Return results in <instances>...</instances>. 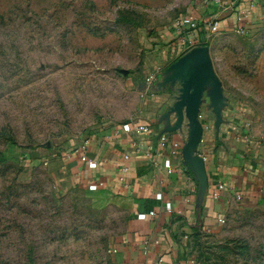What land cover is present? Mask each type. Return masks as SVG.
<instances>
[{"label":"rangeland","instance_id":"obj_1","mask_svg":"<svg viewBox=\"0 0 264 264\" xmlns=\"http://www.w3.org/2000/svg\"><path fill=\"white\" fill-rule=\"evenodd\" d=\"M235 1L0 0V264H123L124 206L76 150L180 107L159 98L173 76L199 78L262 177L264 31L221 25ZM191 15L221 23L179 48L172 24ZM222 217L194 229L191 264H264V195Z\"/></svg>","mask_w":264,"mask_h":264},{"label":"crops","instance_id":"obj_2","mask_svg":"<svg viewBox=\"0 0 264 264\" xmlns=\"http://www.w3.org/2000/svg\"><path fill=\"white\" fill-rule=\"evenodd\" d=\"M223 15L221 25L264 31V0H236ZM197 80L173 76V92L159 98L180 107L155 118L148 132L115 125L84 144L94 166L80 161V176L88 173L127 214L123 264H191L185 254L194 229L214 226L230 204L264 195V171L260 177L261 168L247 159L245 139L235 138L237 127L225 123V114L211 117L204 102L211 95L196 91Z\"/></svg>","mask_w":264,"mask_h":264},{"label":"built area","instance_id":"obj_3","mask_svg":"<svg viewBox=\"0 0 264 264\" xmlns=\"http://www.w3.org/2000/svg\"><path fill=\"white\" fill-rule=\"evenodd\" d=\"M229 5V4H228ZM230 6V5H229ZM234 7V4L230 6ZM243 16L240 17L242 19ZM219 28V21L215 18L211 17H199L196 15L191 16H179L177 17L172 24V34L175 39V42L178 44L179 48L186 49V43L190 42L193 35L197 34L201 30L205 29L209 32H215ZM242 31V30H239ZM245 32V31H244ZM122 128L125 131L133 129L135 132L145 133L149 131V126L134 124V123H126L121 124ZM85 147L78 148L76 153L79 155V158L82 162H87L91 167L94 166V163L91 162L84 153ZM95 187L100 184H93ZM223 185H219L218 188L221 189ZM218 222L223 224L225 219L223 217L218 218Z\"/></svg>","mask_w":264,"mask_h":264},{"label":"water","instance_id":"obj_4","mask_svg":"<svg viewBox=\"0 0 264 264\" xmlns=\"http://www.w3.org/2000/svg\"><path fill=\"white\" fill-rule=\"evenodd\" d=\"M195 76V75H194ZM197 77V76H196ZM200 84H198V86H199ZM196 91H198V89H196Z\"/></svg>","mask_w":264,"mask_h":264}]
</instances>
